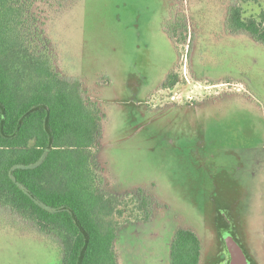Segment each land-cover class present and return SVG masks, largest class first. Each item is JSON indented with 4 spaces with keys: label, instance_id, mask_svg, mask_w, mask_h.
I'll list each match as a JSON object with an SVG mask.
<instances>
[{
    "label": "trees",
    "instance_id": "trees-1",
    "mask_svg": "<svg viewBox=\"0 0 264 264\" xmlns=\"http://www.w3.org/2000/svg\"><path fill=\"white\" fill-rule=\"evenodd\" d=\"M73 1L0 0V207L22 220L15 221L14 227L27 226L49 244L50 239L58 240L62 264H118L114 212L121 198L103 190L96 153L107 118L105 101L136 107L141 120L174 109L189 115L204 106L211 115L195 118L188 128L206 126L220 137L224 134L210 123L213 117H220L225 126L230 123L228 119L238 115L243 125L250 127L251 135L263 134L260 109L238 108L253 95L252 90L245 94L222 93L194 106L156 109L149 107L148 97L123 101L101 98L79 78L68 77L61 66L53 27L56 19L74 5ZM260 18L264 20V10ZM156 19L154 30L148 27L138 31L151 39L154 35L163 38L175 51L170 81L160 89H171L178 83L175 70L181 59L180 44L188 46L189 73L199 80H207L198 75L204 71L201 67L205 54L218 61L227 58L238 67L241 61L235 60L234 54L264 47L263 23L255 17L245 19L236 0H162ZM247 57L251 59L250 54ZM226 80L239 81L236 77ZM233 94L239 98L237 103L231 101L221 107L223 110L210 105ZM129 122L135 128L136 116L131 115ZM131 132L125 130V137ZM200 144L196 139L194 147ZM194 165L198 172H210L206 165ZM235 167L234 174L222 171L214 180L216 192L204 216L205 227L218 242V227L224 220L222 212L228 208L229 196L233 197L234 210L238 211L244 202L242 178H246L250 166ZM190 186L188 182L186 191ZM138 200L140 208L149 201L145 196ZM202 244L203 237L192 230L179 231L172 246V264H199Z\"/></svg>",
    "mask_w": 264,
    "mask_h": 264
},
{
    "label": "rangeland",
    "instance_id": "rangeland-1",
    "mask_svg": "<svg viewBox=\"0 0 264 264\" xmlns=\"http://www.w3.org/2000/svg\"><path fill=\"white\" fill-rule=\"evenodd\" d=\"M236 1L245 19L255 17L264 27V20L260 18L264 0ZM73 2L74 5L56 19L53 27L61 66L68 77L79 78L91 91L101 94V98L119 101L139 98L133 89L137 81L124 80L143 75L158 77L168 65L176 62L175 51L163 38L154 35L151 39L138 31L148 27L154 30L162 0ZM178 49L181 54L175 70L178 83L171 89L153 92L147 99L149 107L190 105L222 93L245 94L252 90L253 95L250 94L245 105L238 108L260 109L264 137V47H252L238 56L234 54L233 58L241 61L237 63L238 67L227 58L218 61L219 58L205 54L201 67L204 71H199L198 75L209 81L223 80L218 83L193 80L187 62L188 46L180 44ZM233 77L239 81L226 80ZM226 96L228 99L211 101L210 105L216 104L217 109L223 110L221 107L231 101L237 103L239 99L234 94ZM123 104L127 103L124 101ZM103 107L107 118L103 123L101 147L99 152L96 151L102 188L123 197L119 205L131 212L118 220L119 223L116 221L118 263L170 264L168 248L177 230H192L205 241L204 216L208 201L216 192L214 180L222 171L234 174L233 166L222 163H208L209 173L200 168L201 172H198V166L191 162L186 152L180 155L172 147L175 133H188V123L211 115L210 110L200 106L187 115L181 109H174L165 111L162 116L147 115L141 120L136 107L125 108L113 102L109 105L106 101ZM131 115L137 119L135 128L129 125ZM241 120L238 115L232 116L227 120L229 125L224 126L220 117H213L210 123L216 124L220 134L228 135L226 143L234 145L247 141L251 134L250 127L243 125ZM128 129L132 131L131 135L125 137L124 131ZM262 141L264 145V138ZM215 142L216 139H212L210 144ZM188 182L191 186L186 191ZM142 193L152 194L154 204L142 206L139 215L132 208ZM15 221L22 222L12 211L0 207V264H62L58 240L50 239L49 244L47 239L35 236L27 226L14 227Z\"/></svg>",
    "mask_w": 264,
    "mask_h": 264
},
{
    "label": "flooded vegetation",
    "instance_id": "flooded-vegetation-1",
    "mask_svg": "<svg viewBox=\"0 0 264 264\" xmlns=\"http://www.w3.org/2000/svg\"><path fill=\"white\" fill-rule=\"evenodd\" d=\"M175 63L173 62L168 65L158 77L143 75L144 77H130L124 81H137L136 84L133 82L135 95L139 98H149L152 96L153 92L160 89L167 81H170L169 75ZM192 79L198 82H210L209 80ZM194 103L196 102L194 101ZM194 103L190 104V106H194ZM185 106H187V104L179 105L178 107ZM227 137V134H224L222 137L219 135L216 136L211 131V128L198 126L195 129L188 128V133L185 131L175 133L173 135L174 140L172 141V147L180 155L186 152L191 162L193 161V163L201 167L208 163L215 165L220 163L224 165H233L240 167V169L244 166H250V168L247 167L246 178H242L245 185L243 206L238 209V211L236 209L234 210L232 208L233 197L229 196L228 208H226V210L224 209V212H226L232 220L233 226L251 259V264H264V145L262 141L264 137L261 133H254V135L250 134L247 141L241 142L242 144L234 145L225 142V138ZM186 138H188L187 142L184 141ZM149 139H151V137H149ZM196 139H198L201 144L194 147ZM212 139H216V142L218 141L219 144L221 143L222 145H216L218 142H215L214 145L210 144ZM205 140L208 142L206 146L204 144ZM194 149L197 151L193 152ZM234 152H238L240 156H234ZM154 186L155 184L151 183V187L155 188ZM117 196L123 199V197ZM141 196L148 198V203L153 206L154 198L152 194L142 193ZM136 201L140 203V201ZM181 230H183V228L175 232L169 244L168 253L170 264H172V246L177 233ZM205 230L207 237H205L206 239L202 244V255L199 264H226L228 257L225 247L221 243L219 233L218 242L211 230L207 228Z\"/></svg>",
    "mask_w": 264,
    "mask_h": 264
},
{
    "label": "water",
    "instance_id": "water-1",
    "mask_svg": "<svg viewBox=\"0 0 264 264\" xmlns=\"http://www.w3.org/2000/svg\"><path fill=\"white\" fill-rule=\"evenodd\" d=\"M223 221L219 223V237L228 257L226 264H251L241 239L226 212H222Z\"/></svg>",
    "mask_w": 264,
    "mask_h": 264
},
{
    "label": "built area",
    "instance_id": "built-area-1",
    "mask_svg": "<svg viewBox=\"0 0 264 264\" xmlns=\"http://www.w3.org/2000/svg\"><path fill=\"white\" fill-rule=\"evenodd\" d=\"M133 204H134V207H135V208H132V209H134V212H138L139 215L142 214V209H140L139 203L137 201H134ZM120 205L116 208V210L114 212L115 221H117L118 223L120 222L118 220L124 219V217H126L127 212H130L129 210L127 211L126 208L121 207ZM120 211H122V214H120Z\"/></svg>",
    "mask_w": 264,
    "mask_h": 264
}]
</instances>
